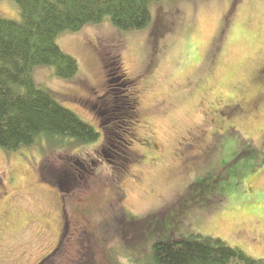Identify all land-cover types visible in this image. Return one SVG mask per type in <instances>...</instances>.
I'll return each mask as SVG.
<instances>
[{"label": "rangeland", "instance_id": "374dc122", "mask_svg": "<svg viewBox=\"0 0 264 264\" xmlns=\"http://www.w3.org/2000/svg\"><path fill=\"white\" fill-rule=\"evenodd\" d=\"M150 12L141 30L106 17L61 33L79 64L73 78L35 68L37 86L100 137L0 148V264H155L156 242L191 234L264 259V100L245 114L225 109L240 87L264 95V78L252 79L264 65V0H158ZM0 14L20 9L1 0ZM123 72L139 91L129 115Z\"/></svg>", "mask_w": 264, "mask_h": 264}, {"label": "trees", "instance_id": "16d2710c", "mask_svg": "<svg viewBox=\"0 0 264 264\" xmlns=\"http://www.w3.org/2000/svg\"><path fill=\"white\" fill-rule=\"evenodd\" d=\"M13 1L19 6L20 17L7 18L0 14V148L18 151L34 146L43 138H72L74 144L96 142L99 132L48 91L39 88L33 72L37 66H51L60 78L75 77L79 64L58 45L57 38L61 33L80 31L106 17L122 30L144 29L151 21L150 3L158 0ZM260 70H263L262 66ZM119 78L123 84L131 81L125 72ZM262 78L264 76L260 74L252 79ZM242 90L240 87L238 92ZM132 103L127 107V115L130 109L135 110ZM135 138L130 135L129 140ZM128 143L124 142L123 148ZM123 158L132 161L129 154ZM122 190H118V195L123 201ZM147 215L138 217V222L145 223L156 213ZM152 255L155 264H264V259L254 258L222 239L193 234L156 242ZM50 261L49 256L39 264Z\"/></svg>", "mask_w": 264, "mask_h": 264}, {"label": "flooded vegetation", "instance_id": "af4514ba", "mask_svg": "<svg viewBox=\"0 0 264 264\" xmlns=\"http://www.w3.org/2000/svg\"><path fill=\"white\" fill-rule=\"evenodd\" d=\"M262 66V65H261ZM261 66H259V68H257L256 70L257 71H255V74L253 75V77L252 78H255V76H257V75H259L260 76V74L262 75V76H264V65L262 66L263 67V70H260V67ZM121 79V78H120ZM127 79V78H126ZM129 79V78H128ZM127 79V80H128ZM128 81H130V80H128ZM135 81L134 80H131L130 82H129V84H125L127 87H129L130 86V84L132 83L133 84V87H134V89L132 90V92H131V94H129L130 96V98L132 97V101L134 102V105H135V110L137 111L138 110V99H139V91H138V89H136V87L135 86H137V84L136 83H134ZM241 94V100L239 101V102H230L229 104H227L226 106H225V109H226V111H227V117H229V116H234V115H236V114H240V113H242V114H245L249 109H257L258 108V106H259V104L261 103V102H263V100H264V95L263 94H259L257 97H253V98H249V96L247 97L246 95H245V93H243V91L240 93ZM128 97V98H129ZM136 139V138H135ZM132 140V139H131ZM131 140H129L127 143H128V145L129 146H131L132 145V143H131ZM145 142V144L146 145H148V149H150V148H156V150H158L157 149V147H156V145H155V142H154V140H153V138H148V139H145L144 140ZM127 145V146H128ZM129 146H128V148L126 147V149H128L129 151L131 150V148H129ZM119 155H121V154H119ZM122 156V155H121ZM200 156V154H195V155H191L188 159L189 160H192V159H197L196 157H199ZM123 157V156H122ZM138 157H140L141 158V156H138ZM126 160V159H125ZM82 169L83 170H85V171H88L89 170V168L86 166V163L85 162H83V167H82ZM80 170V169H79ZM80 172L82 173V171L80 170ZM149 215H151V214H155V210L154 211H151V212H149L148 213ZM141 223H143V222H141ZM128 223H126V225H127ZM145 225H147L148 224V222H145L144 223ZM141 226H143V224L141 225Z\"/></svg>", "mask_w": 264, "mask_h": 264}]
</instances>
